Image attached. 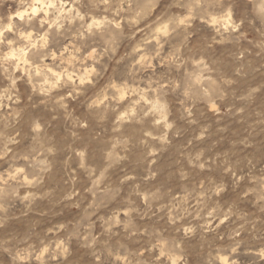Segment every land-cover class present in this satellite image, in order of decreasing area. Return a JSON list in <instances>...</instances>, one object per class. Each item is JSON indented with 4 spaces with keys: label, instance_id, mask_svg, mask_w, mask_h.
Wrapping results in <instances>:
<instances>
[{
    "label": "clouds",
    "instance_id": "obj_1",
    "mask_svg": "<svg viewBox=\"0 0 264 264\" xmlns=\"http://www.w3.org/2000/svg\"><path fill=\"white\" fill-rule=\"evenodd\" d=\"M0 264H264V0H0Z\"/></svg>",
    "mask_w": 264,
    "mask_h": 264
}]
</instances>
